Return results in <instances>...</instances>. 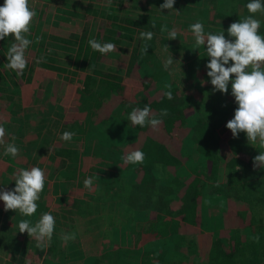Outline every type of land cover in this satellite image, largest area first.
<instances>
[{"label": "trees", "instance_id": "1", "mask_svg": "<svg viewBox=\"0 0 264 264\" xmlns=\"http://www.w3.org/2000/svg\"><path fill=\"white\" fill-rule=\"evenodd\" d=\"M57 2H60V6L53 4ZM248 2L249 0H175V10L164 9L161 11L159 7L162 4V0H111L110 3L109 0H30L36 12H39V9L45 8L47 3L53 4L54 11L51 13L49 21L54 25L65 21L69 28L62 26L59 29L60 32H48L46 35L47 41L43 45H36L35 42L30 45L28 56L32 57L33 63L30 62L27 65L26 76L32 78L35 74L39 76L40 80L38 83L37 80H32L33 84L30 85L26 94L27 100L30 103L40 100L38 97L41 96V88L42 91L45 88L50 89L51 85L49 83L52 72L57 71L63 74L64 77H67V73L75 71L71 67L58 63L59 57L67 58L73 68L85 71L80 86L78 88L75 87V90L80 91L82 94L84 93L94 103L89 121L91 123H98L109 116L114 108L119 109L122 112L127 127L134 130V137L119 149L120 154L124 159L128 152L135 149L142 150L145 153L144 163L132 166L135 180L131 184L130 193L136 190L139 195L145 194L147 195L145 198L147 202L150 200L152 203L150 205L151 213L149 209L146 211L137 210L145 214L147 213L145 223L148 228L142 232L137 231L134 236L130 231L125 232L122 237L128 242V239L132 235L136 239V242L131 244L132 247L145 245L144 248L138 252L131 253L125 252L126 250L122 251L121 249L123 248L115 246L108 249V251L103 250L100 253L92 252L95 254L92 255V258L86 259L88 263L129 264L120 258L121 253H127L128 256H132L133 261L136 260L137 264H148L158 261L157 259H163L165 257V249L163 246L159 247L157 245L156 239H163L171 235H178L183 239L182 234L197 232L200 226L197 208L200 209L201 198L203 196L206 197L210 194H220L222 196V208L218 209L210 206L209 212L211 214L219 213V218L220 220L222 219L226 227L236 224L240 226L243 223L241 218L243 214L240 211L241 201L264 202V169L254 170L253 168V157L258 155L261 150L256 146L250 145L243 132L239 134V138L234 139L231 137V132L229 137H220L214 131H200L195 138L198 149H196V152L200 155L201 153L199 152H202L203 149L208 155L204 153L206 156V168L210 167L211 169V166L219 165L217 148L223 149L225 147L231 151L224 160V165L228 170H226L223 176H220L222 180H217L214 177V179L204 182L200 191L198 190L200 187L196 173L187 174L186 177H188H184V179L186 178L187 181L185 186H192L187 193L190 194V198L183 201L180 205L172 207H165L162 203H159L156 195L157 189L160 188L159 191L163 192V195L166 193L174 195L176 192L171 182L177 179L176 167L182 163L181 161L184 158L180 152L181 143L192 131L188 117L192 114L193 107L188 102L182 101L180 97L181 93L176 87H159L160 85L154 79L157 74L163 73V65L158 62L153 54L154 52L150 50L140 59L141 62L140 60H135L130 65L127 69V78H124V80L117 72L112 71V74L107 75L99 72L96 68L98 58L102 59L105 63H109L115 71H119L118 65L121 64V61L105 55L97 56L96 51L90 47L88 41L95 39L99 42L98 36H101L103 43H106L105 41L113 43L120 41L121 38L106 32V27H97V24L94 25L92 22L97 19L99 23L102 22V24L105 23L106 25L114 24L119 29L132 32L137 27L153 24L159 30L165 24L168 26V29L174 28L177 23L175 20L182 17L181 24L186 30L191 24L199 21L203 23L205 33L218 34L224 30L227 37L226 30L229 25L249 15L246 8ZM3 3L4 0H0V6ZM196 3L200 4L198 8H196ZM68 14L71 15L70 19L68 18ZM255 18L261 20L260 33L264 35V15L257 13ZM77 21L80 22L79 28L75 26ZM39 25L40 19L35 18L32 22V28L33 26L38 28ZM180 34V37L183 36L182 33ZM123 35L130 37L126 33ZM32 37L30 35L28 38L31 40ZM156 39L158 43H163L166 40L161 35ZM2 42L6 45L4 50L8 51L11 44L14 43V39L12 36H9ZM186 45L187 43L181 37L179 41L168 44V47L172 52H185ZM134 56L136 57V55ZM41 57L44 58L43 61L37 63V60ZM147 57H153L154 60H150ZM144 65H148L151 71L148 70L147 73H144L141 69ZM8 78L11 80V77ZM2 79L4 78L2 77ZM124 81L131 83L132 86L127 85ZM137 86L139 87L138 90ZM169 90L173 94V99L171 100L164 95ZM230 91L231 87L229 85ZM67 95H69V92ZM211 97L214 98L213 104L218 111L227 114L234 113L237 105L233 97L220 92H212ZM60 99L55 96L54 102H47V105L41 108H37L34 104H28L27 106L28 109L36 108L37 111L34 114L40 115L36 120L38 122L36 135L42 136L41 142L45 144V148L51 147L52 138L57 136L54 130L59 129L58 125H64L65 121L69 120L66 113L63 118L65 107L58 103ZM11 105L12 113L20 111L18 104L13 102ZM146 105L151 108L152 113L157 117L162 109L168 110V116L163 118V122L157 130H153L151 127L141 128L133 126L128 119L129 113L133 108H143ZM48 107L52 109L53 114L51 116H49ZM15 117L19 120L20 115H16ZM59 117H61V120H59ZM69 125V130H75L73 122H70ZM51 126L54 130L50 129ZM60 129L63 130L62 128ZM22 137L23 128L20 123H17L14 128V135L10 139L18 147L19 144L23 146L24 139L22 140ZM231 138L235 140L234 147L229 144ZM30 140L26 139V141ZM42 143H38L37 147L41 146ZM60 161L66 162L65 160ZM64 171H66L65 168ZM206 171L205 175L211 177L208 168ZM235 173H242L244 177L242 185L239 183L241 186L235 179ZM160 175H163V177ZM163 184L165 185L162 186ZM150 188L153 189L150 190ZM195 196L196 206L194 202ZM115 203L119 210L125 211V216L120 218L115 226L123 224L131 217H134L133 213L135 211H131L123 203V200L120 201L119 199ZM79 204L81 207L82 203ZM75 206H77V203ZM144 216L137 217L136 220L138 221ZM109 225L110 222H108L107 228ZM247 229L249 233L246 232ZM262 232L263 225H246L245 228L235 229L232 232L233 237H231L233 238L232 249L228 254H218V248L213 244L216 250L210 254L217 258L213 264H264V259L259 255V246L263 241ZM219 233L226 235V232ZM139 237L141 238L140 240H138ZM203 237L205 238V236ZM254 237H258V239H254ZM217 238L215 237V240ZM108 239L109 237L105 238V240ZM37 249L38 251H43L39 248ZM44 250L46 252L49 251V246ZM178 252L180 253H178L180 255L179 259H181V255L182 259L193 255V258L196 256L194 259L196 264H201L199 253L193 248H186L184 244H181ZM201 258L204 260L205 257L201 256ZM172 261H167L166 264H172ZM177 263L183 264L180 260Z\"/></svg>", "mask_w": 264, "mask_h": 264}, {"label": "rangeland", "instance_id": "2", "mask_svg": "<svg viewBox=\"0 0 264 264\" xmlns=\"http://www.w3.org/2000/svg\"><path fill=\"white\" fill-rule=\"evenodd\" d=\"M164 2L165 0H162V3ZM53 4L60 6V2ZM53 4L47 3L45 8L39 9V12H37L36 18L40 19V25L38 28L33 26L31 30V37L33 36L31 40L33 42L36 41L37 37L41 38L39 43L35 42L36 45L46 43L48 32H60L59 29L62 26L69 28L65 21L57 25L49 21L51 13L54 11ZM199 5L196 3V8ZM70 17L71 15L68 14L69 19ZM182 19L181 17L175 20L177 23L174 28L177 30L178 35L173 40H168L167 32L161 33L159 28L157 26L153 28V25L137 27L134 31L128 32L119 29L114 24L99 23L97 19L92 22L94 25L97 24V27H106V32L121 38L120 41L112 43L115 45L116 51L105 55L121 61V64L118 65L119 71L113 70L109 63H105L99 58L96 61L97 70L106 75L112 74V71L117 72L123 80L127 78V69L130 65L144 56H141V48L144 44L149 46L148 50L154 52L153 54L158 62L163 65L166 54L162 50L165 45L177 42L181 37L187 43L185 52H172L168 47L167 54H172L173 59L176 60L171 66L174 71H166L163 67V73L157 74L154 79L160 85L159 87H176L181 93L179 94L182 101L188 102L193 107V112L188 117L192 131L182 141L181 152L185 159L176 167L177 176H184L188 169H193L199 163L200 156L195 153L196 142H193V138L197 137L200 131H214L220 137H229L231 131L227 129L226 124L234 116V113H221L215 108L213 104L214 98L211 97L213 86L210 83V78L206 75L207 69L205 66L208 58L205 56L203 46L199 50H193V35L190 27H187V30L183 28ZM75 26L79 28L80 22L77 21ZM171 29L173 28L169 30ZM148 31L154 33L153 39L150 41L140 37L141 32ZM179 32L183 36L180 37L181 34ZM124 33L129 34L130 37L123 35ZM160 35L166 38L165 42L158 43L156 38ZM98 37L100 39L99 42L103 43L101 36ZM2 41L0 40V124H3L6 129V142L14 143L10 137L14 135L15 125L20 123L23 128L22 140L24 139V142L23 146L18 145L20 151L16 158L10 155L5 156V146L0 145V191L11 190L15 187L13 174L20 168L35 166L44 169L46 183L44 191L41 193V198L37 202L39 204L38 210L32 217H23L18 212L11 210L5 212L4 202L0 201V264H26V262L27 264H90L86 259L92 258V255L95 254L92 252L108 251V249L115 246L123 248L121 250H126L125 252H138L145 245L132 247L131 244L136 242L133 236L137 231L142 232L148 227L145 223L147 213L137 211L139 209H136V207L138 203L143 204L142 202H147V200L137 201L138 193L136 200H132V197L137 192L133 190L130 193L131 184L135 180L133 165L126 164L119 152V149L134 137V130L127 127L122 112L115 108L109 116L98 123L89 121L94 103L84 93L82 94L80 91L75 90V87L78 88L80 86L85 71L73 68L69 59L64 57H59L58 63L71 67L75 71L67 73V77L57 71L52 72L49 83L51 85L50 89L45 88L42 91L41 88V96L38 97L40 100L30 103L26 98V94L30 85L33 84L32 80L35 79L37 83L39 82V76L34 74L32 78H28L26 76V68L23 75L20 76L8 69L6 67L7 51L4 50L6 45ZM105 42L108 43L107 41ZM96 55L103 56L98 51H96ZM147 58L154 60L153 57ZM30 62L33 63V59L28 56V64ZM141 69L144 73H147L148 70L151 71L148 65L142 66ZM8 77H11V80ZM202 81H205V83L202 84ZM124 82L132 86L131 83ZM71 87L72 89H70ZM138 89L139 87L137 86ZM68 92L69 95H67ZM225 95L231 96V91ZM55 96L61 98L58 103L65 107L63 118L66 113L69 120H66L64 125H58L59 129L54 130L52 126L50 127L51 130L56 131L57 136L52 138L51 147L45 148V144L41 142L42 136L36 135V126L38 125L36 120L40 115L34 114L37 111L36 108L28 109L27 106L28 104H34L37 108H41L46 106L47 102H54ZM13 102L20 107L18 113H12L11 104ZM48 111L49 116H51L53 114L52 109L48 107ZM16 115H20L19 120L16 119ZM59 120H61V117H59ZM70 122L75 125V130L73 131L69 130ZM202 126L204 127L201 128ZM66 131L75 133L70 142L60 139L61 134ZM26 139L31 140L26 141ZM38 143H42L41 146L37 147ZM229 144L231 146L235 145V140L231 138ZM256 147L259 149L258 146ZM60 160H65L66 162L63 163ZM64 168L66 171H64ZM65 174L67 175L65 176ZM160 176L163 177V175ZM88 177H91L94 181L91 189L85 188L84 185V181ZM100 189L101 191L105 190L106 196L98 200L96 192L100 191ZM152 189L150 188V190ZM159 189L156 190V193H158ZM119 199L120 201L123 200V203L131 211L135 212L133 213L134 217H131L123 224L115 226L120 218L125 216V211L119 210L115 203ZM218 202L219 199L215 198V196L208 195L203 197L204 206L200 222L202 229L212 230L217 226V218L208 214L207 205ZM76 203L77 206H75ZM79 203H82L81 207ZM141 210L143 211L144 209ZM44 212H50L56 220L55 232L49 242V251L47 252L45 250L38 251L36 242L27 233H20L18 229V223L21 219H30L35 223ZM142 215L145 216L137 221L136 218ZM108 222H110L108 226L110 231L106 235V231H102L101 235H97L98 226L107 229ZM85 229L88 230L85 231ZM128 231L133 234V236L131 235V242L130 239L127 242L122 238L125 232ZM65 233H75V239L69 240L67 243L63 242L61 235ZM86 235L90 242L89 247H87L89 244L86 245L88 249H85L86 247H83L81 243V238L86 237ZM106 236L109 237L108 240H100V238L105 239ZM182 237L183 239L178 235H171L163 239H156L157 245L164 247L165 257L161 260L157 259L158 261L151 264H166L170 260H173L172 264H178L179 260L183 264H196L194 260L196 256L193 258V255L184 259H182L181 255L182 260L179 259L178 248L185 243L184 236ZM140 239L139 237L138 240ZM198 239L199 237L196 234V240ZM232 244L226 254L231 251ZM120 258L129 264H137L136 260L133 261V257L128 256L127 253H121Z\"/></svg>", "mask_w": 264, "mask_h": 264}, {"label": "clouds", "instance_id": "3", "mask_svg": "<svg viewBox=\"0 0 264 264\" xmlns=\"http://www.w3.org/2000/svg\"><path fill=\"white\" fill-rule=\"evenodd\" d=\"M174 4L175 0H165L159 9L175 10ZM246 8L249 15L231 23L226 30L227 37L224 30L218 34L205 33L203 23L199 21L190 25V31L194 38L193 50H199L203 46L205 56L208 58L205 67L206 75L213 86L212 91L228 94L229 85L231 87V96L234 97L237 107L233 118L226 124L227 129L231 131L234 139L239 138V134L243 132L250 145L261 149L259 154L253 157L255 170L264 169V35L260 33L261 20L255 18L257 13L264 15V0H249ZM36 16L37 12L30 0H4L3 5L0 6V40L9 36L14 39L6 54V67L18 76L23 75L28 65L27 50L33 43L28 37L31 35L32 22ZM160 31L167 32L168 40L176 39L178 35L175 28L169 30L166 24L161 26ZM153 36L154 33L151 31L140 33V37L146 41L152 40ZM40 39L37 37L35 42L39 43ZM88 43L94 51L103 55L116 51L112 43L102 44L95 39H90ZM148 48L147 44L142 46L141 56L148 52ZM162 51L166 54L163 60L164 69L173 70L171 66L176 60L173 59L172 54H167L168 45H165ZM43 59L41 57L37 63ZM203 83L205 81H202ZM164 95L169 100L173 99L170 90ZM168 114L167 109H162L157 117L146 105L143 108H133L128 119L133 126L151 127L157 130ZM74 135L75 133L66 131L61 134L60 139L70 142ZM6 136V129L0 124V145L5 146L4 155L16 158L20 150L15 143H7ZM144 161L145 153L139 149L128 152L124 157L126 164L137 165L143 164ZM13 177L15 187L0 191V201L4 202V211H15L23 217L34 216L39 207L37 202L46 183L45 170L35 166L20 168ZM93 183L91 177L86 178L85 188L91 189ZM55 227L56 220L50 212L42 213L35 223L30 219H21L18 223L19 232L27 233L36 242V247L41 250L49 246ZM75 236V233H65L61 235V240L67 243L69 240H74Z\"/></svg>", "mask_w": 264, "mask_h": 264}, {"label": "crops", "instance_id": "4", "mask_svg": "<svg viewBox=\"0 0 264 264\" xmlns=\"http://www.w3.org/2000/svg\"><path fill=\"white\" fill-rule=\"evenodd\" d=\"M195 138L196 137L193 138L194 139L193 140L194 143L196 141ZM181 145H182V143H181ZM195 148L197 149V144H196ZM197 150H195V153L197 155H199L196 152ZM217 151H218L217 155H218V164L219 165L218 166H211V169H210V167H207L208 170L211 173V177H207L205 175V173L207 172L206 171L207 168H206V165H205L206 164L205 163V158H206L205 154L206 153L202 149V152H199L201 154L199 155L200 156V158L198 160L199 163L196 164V167L194 166L193 169H188V172L184 176H178L177 179L174 180V182H171V184L173 183L172 186H173L174 190L176 191L174 195L169 194V193H166V194L163 195V192L156 193V195H157V197L159 199V203L160 204L162 203V205L165 206V207L166 206L172 207V206H175V205H180L183 201H185L186 199L190 198V194H187V193H188L189 189L192 188V186H189V185L185 186V184L187 182L186 178L188 177V176L186 177L187 174H195L196 173V176L198 177V180H197L198 181V185L200 187L198 189L199 191L202 188V184L204 182L208 181L209 179H214V177H216L217 180H222V178L220 176H223L225 174L226 170H228L225 167V165H224V160H225V157L227 156V154L231 153V151L229 149L225 148V147L223 149L218 147ZM180 152H181V150H180ZM181 154H182V152H181ZM183 157H184L183 158V160H184L185 156L183 155ZM183 160L181 162H183ZM184 177H186V178L184 179ZM235 179H236L238 184L241 183V185H242V182L244 181V177H243L242 173H240V174H236L235 173ZM104 183L106 184L105 181H104ZM168 184H170V183H168ZM164 185L165 184H163L162 186H164ZM162 186H160V187L162 188ZM104 191L105 190L101 191V189H100V191L96 192V194L98 196V200H101L104 196H106ZM106 192H107V190H106ZM137 193L138 192H136V194H134V196L132 197V200H136ZM211 195L215 196V198L219 199V202L218 203H214V204L209 205V206L207 205V212H208L209 215L214 216V217L217 218V226L214 229H212V230H204V229L201 228V226H199V230L197 232L194 231L192 233L182 234V236H184V240H185L184 241L185 242L184 245L186 246V248H193L194 250H196L199 253L200 259H201V264H213L216 261V259H217L216 256L213 257L210 254L211 252H214L216 250L215 247L213 246V244H215L217 246L218 252H219L218 254L227 253L229 251V249H230L229 246L232 244V239L233 238H231V237H233L232 232L235 229L242 228V227L245 228L246 225H248V226L249 225H263V232H262L263 241H262V243H261L262 245L260 247V256H261L262 259H264V202L263 201H255V202L241 201L240 211H242V214H243V216H241V218L243 220V223L240 226L236 224V225H232V226L226 227L223 224L222 219L220 220L219 213L218 214H211L209 212L210 206H212L214 208H218V209L222 208V206H223L222 205V202H223L222 201V196L220 194H216V195L210 194L209 196H211ZM146 196L147 195H145V194L139 195L138 198H137V201L138 200L145 201ZM203 197L201 198L200 209L197 208V211H199V224L201 222L202 209H203V206H204L203 205ZM166 201H168V202H166ZM194 202H195V206H196V196H195ZM142 203L143 204L138 203L136 209H144L146 211V210L150 209V205L152 204L150 202V200L147 202L149 204L148 206H147L146 202H142ZM88 228H90V226H88ZM86 230H88V229H85V231ZM102 231L103 232L106 231L105 232V235H106L108 233V231H110V229L108 230V228L105 229L104 227L101 228V227L98 226L97 235H101L103 233ZM219 232H226V235H222V233H219ZM246 232L249 233L248 229H247ZM196 234L199 237L198 240H196ZM87 235H89V233H87ZM87 235H86V237L81 238V243H82L83 247L84 246L86 247V245H88V244L89 245L87 247L90 246V242L87 239ZM203 236H205V238ZM227 236H228V238H227ZM215 237H218V238L215 240ZM131 238L132 237L130 236V239ZM100 240L104 241L105 239H101L100 238ZM87 247L85 249H88ZM201 256L205 257L204 260H203V258H201ZM148 264H151V263H148Z\"/></svg>", "mask_w": 264, "mask_h": 264}]
</instances>
